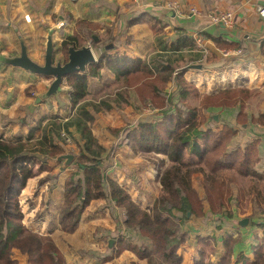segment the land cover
I'll use <instances>...</instances> for the list:
<instances>
[{
	"label": "trees",
	"instance_id": "16d2710c",
	"mask_svg": "<svg viewBox=\"0 0 264 264\" xmlns=\"http://www.w3.org/2000/svg\"><path fill=\"white\" fill-rule=\"evenodd\" d=\"M126 24L128 27L146 24L161 40H156L161 53L178 52L180 55L171 61L168 55L161 54L154 61L103 52L85 73L68 76L66 85L73 114L65 121L53 118L38 139L33 140V154L42 158L25 150V143L32 141V133L25 141L15 142L0 136V264H18L13 251L24 257L26 264H65L50 236L34 232L21 223L19 197L27 182L37 174L44 175L38 180L39 186L46 184L49 190L55 188L56 177L48 162L63 155L58 143L61 140L65 143L63 136H70V129L77 137H73V160L67 167L69 173L62 186L57 225L63 234H74L89 203L105 199L116 223L114 235L117 237L112 240V247L109 248L108 243L106 250L97 257L103 264L111 262L123 251H129L146 264H182L177 252L190 241V219L212 220L216 230L232 227L234 209L241 207L244 197L241 189L233 193L229 188L237 178L251 185L245 196L246 202L253 207V213L259 217L264 214V144L259 138H253L251 142L250 139H242V134L235 128L241 113L236 114V122L232 123L227 118L223 121L220 115V130L214 125L213 117L207 114L210 108L226 110L234 107L239 101L234 97L235 91L228 87L210 95L203 94L194 82L187 81L183 77L184 70L195 63L204 66V56L193 57L195 43L180 31L167 37L164 30L168 24L162 18L137 11ZM99 29L103 30L102 36L97 33ZM112 31L111 27L76 21L73 35L61 43L59 53L63 55V62L67 61L68 48L80 49L87 40L101 50L110 44L114 46L117 36H113ZM91 35L98 37L97 43L94 44ZM167 43H170L169 48ZM214 44L219 49L236 47L220 44L218 40H214ZM181 67L186 68L177 71ZM101 69L114 75L113 89L136 90L141 104H149L151 109L159 112L158 117H148L130 130L122 143L136 154L167 158V166L158 172L159 193L147 209L140 208L118 183L104 175L108 152L94 137L89 125L92 124V116L88 112H98L94 102L100 97H93L88 92V78L98 77ZM171 83L175 86L173 90L167 89ZM142 86L149 90L148 94L141 91ZM109 89L110 86L103 85L101 96ZM129 99V92H119L111 103L123 107L130 103ZM99 106L109 108L107 106L112 105L102 102ZM250 122L264 127V114L251 118ZM202 126L205 131L201 133L199 128ZM197 173L202 175V199L192 187V176ZM229 173H234L235 180L226 178ZM203 198L208 206L206 213ZM251 227L261 232V236L255 233L250 236L252 259L240 255L232 263L234 248L242 239L240 235L233 237L224 233L225 254L218 264H264V219L251 223ZM212 251V247L201 250L194 264H213L209 257Z\"/></svg>",
	"mask_w": 264,
	"mask_h": 264
},
{
	"label": "crops",
	"instance_id": "0c3cea01",
	"mask_svg": "<svg viewBox=\"0 0 264 264\" xmlns=\"http://www.w3.org/2000/svg\"><path fill=\"white\" fill-rule=\"evenodd\" d=\"M52 1V0H51ZM61 1L64 5L71 4L73 5L77 0L71 1V0H57ZM170 1L174 2L177 6V8L169 10L165 7V4ZM39 6V7H38ZM49 2H47L42 7L38 4H32L30 5L31 8H33L32 11L27 12L29 15L30 20L28 23L26 22V25H32V20L35 26L37 27V31L43 32V30H47V25H41L42 20L46 16V13L48 11ZM119 8H125L129 13L123 18L124 26H120L117 23V15H118V9ZM132 8V12H131ZM196 9L201 13L200 16H195L190 13V9ZM258 8H264V0H86L83 4V11L81 9L82 16H78V19L74 20L72 22V28L71 30H67L65 33H63L62 38L60 39V46L61 43L66 40L67 38L71 37L75 30V22L76 21H86L88 23H91L93 25L98 26H105V27H111L113 29L112 34L113 36H117L115 45L111 46L107 45L104 47V49H100L98 47H94V45L91 43L90 40H87L86 45L90 44L92 48L96 51L95 53L92 51V54L95 58V63L99 59V57L102 55V53H106V55H118V56H127L131 59H148V60H154L156 59V56L168 55L167 58H169L171 61L176 60L178 55L180 53L178 52H168L166 54L161 53L159 50L160 46L158 44V41H161L157 39L152 32L150 31L149 27L146 24H138L131 27H128L126 22L127 20L132 16L134 12H141L145 13L146 15L150 16L153 15L154 17L162 18V21L166 22L168 26L165 28L164 33L167 37L173 36V33L175 31H180L182 35L185 37L191 39L195 43V38L197 36L202 37L203 39V49L197 48L196 44L195 47L196 51L193 52V57H197L199 55H203V68L201 67L200 70H194L191 68H188L184 70L183 77L187 81L194 82V85L197 87L198 91L203 94H213L215 93L220 86H224L230 83H225L226 79L233 78L234 79V85H240L246 89H253L255 87H258V89L264 88V21L261 20V18L258 15ZM50 9V7H49ZM55 9V7L52 8V11ZM124 9V10H125ZM30 10V9H29ZM114 13L115 17L112 22L109 25L100 23L99 19L103 17H107L109 14L112 15ZM208 12H215V13H225L228 12L232 15L231 25L229 27L225 26H213L211 25L208 20L206 19V15ZM61 13V12H60ZM117 14V15H116ZM25 15V14H23ZM81 17V18H80ZM126 17L128 19L126 20ZM62 16L58 17V24L62 26ZM68 21V20H67ZM57 24V25H58ZM68 24V23H66ZM65 24V25H66ZM59 26V25H58ZM70 27V26H69ZM43 29V30H41ZM28 36L27 39L31 42H35L37 39L35 33V30L33 28L28 27ZM60 32H62V29H60ZM99 36L103 35V30L99 29L97 31ZM144 34V36H142ZM51 37V41L53 42L54 39V33L52 30L46 31V36L44 40H47V37ZM94 39V44L98 42V37L96 35H91ZM214 40H218L220 44H232L236 45V47L229 48V49H219L215 46ZM38 41V40H37ZM90 41V42H89ZM166 44V43H165ZM54 45V43H52ZM111 46V48H108ZM168 48L170 47V43H167ZM46 49V48H45ZM242 50V55L237 56H230L229 58H223V53L226 51H237ZM45 53V50H44ZM20 54V50H19ZM27 54H29L27 50ZM197 55V56H196ZM5 57H0V73L6 72L9 73L7 79H5V75L1 74L0 78H3L7 83H11L14 81V76H17L22 80V82L19 84V86L14 89L18 92H13V90L9 87L6 89H3L5 91V98L2 102V105L4 108H6V111L1 113L2 115L7 114L9 112V109L6 104H9L11 106L10 109L12 110V103L15 102L16 107L24 106L28 108H31V116L29 115L28 120L26 124H23L22 118L23 113L20 117L19 125L17 130H12L13 127H6L4 126L3 129L0 128V136L4 139L11 140L12 142L21 140L25 141L26 137L31 134V140H36L40 136L42 130L50 124L51 120L53 118H59L63 119L64 121L69 117L72 116L73 111L71 110L70 103H69V90L66 85V79L62 83L59 92L55 96H51L40 103L37 104L36 100L38 98H34V102L30 103V99H28L25 95V92L23 94V90L29 86L35 87L34 85H38L42 87L37 88V91H41L39 93V98L42 96V93L48 89V83L52 79L37 76L28 72H25L21 69L13 68L10 66L5 65L1 60ZM201 59V58H200ZM156 61V60H154ZM228 62V64H227ZM197 64V63H195ZM229 65V66H225ZM233 65V66H230ZM199 66V65H195ZM89 66H87L88 68ZM86 68V70H87ZM225 70L224 76L225 78L223 83H220L219 78H216L215 83L214 80H210L214 74H216V71L221 74V71L223 72ZM205 78H210V82L208 84H202V80ZM232 79V80H233ZM94 82V91H91V84ZM113 84H114V75L111 74L106 69L100 70V75L96 78H88V92L93 97L101 96V93L103 91V85L110 86L111 89L109 91H113ZM213 85V88L211 89ZM9 90H12L9 92ZM44 95V94H43ZM133 98V94L130 95ZM25 97V98H24ZM62 102V107H58L57 104ZM64 102V103H63ZM136 103V102H135ZM23 107V108H24ZM103 107V108H102ZM109 108H106L105 106H99L100 109H105L104 115L98 114L101 117L110 115V116H116L117 120H120V125L123 126L120 128H102L103 133L97 137L93 131L97 129V124L99 122L97 121V117L95 116V112L92 110H89L88 112L92 116V124H89L91 127V131L96 136L98 141L102 144H105L104 148L107 146H110L112 148L113 153L115 156H112L114 166L110 167L109 170L106 172L107 177L109 179H112L116 183H118L131 197V199L142 209L149 208L154 200L157 198V195L159 193V182H158V172L162 171L167 166V158L164 156H156L154 158H149L152 161V165L145 166L143 170L132 169L127 165L128 162L130 163H141L143 161L144 156L134 153L128 146L126 145H116L112 146L114 143L111 137H109L106 133H110L114 137V133L117 131H114L116 129L123 130V127L131 126L130 124H133L128 132L130 130L134 129V126L138 127L140 123L144 121L146 117H141V119L137 121H129L127 124L125 117H122L123 119H120L119 113H124L125 111L128 112H136L134 105L129 103L128 105H124L122 109H116L112 106H107ZM68 111V112H67ZM117 111V112H116ZM94 113V114H93ZM98 113V112H96ZM126 115V114H125ZM42 120L40 126H38L39 122ZM218 123L214 124L217 126V130L221 129V125H217ZM135 127V128H136ZM216 129H214V132H217ZM111 131V132H109ZM199 131L202 133L205 131V127L202 126L199 128ZM128 132L125 136L128 135ZM70 136L73 138H76V134L72 129H70ZM252 137H243L242 139L247 141L246 139H250V142L253 140V138H262L264 137V133H261L259 131L255 133H251ZM101 138V140H100ZM116 138V137H114ZM34 142V141H33ZM59 146H61V143L59 142ZM74 146L69 149L70 151H73ZM67 154V153H66ZM120 154H123L124 157H122ZM126 161L125 163L122 161ZM141 161V162H140ZM125 165L124 166L122 165ZM154 165H157V168H154ZM50 166V164H48ZM66 166V165H65ZM118 166V167H117ZM67 169V168H66ZM55 172V168L53 167V173ZM69 171H66L64 174L62 181L60 183H57L55 189L51 192V196L49 199L45 197L48 200L49 206L52 205L51 208L45 207L42 204L40 205V199L41 196L39 195L38 201H35V204L37 205H31V213L33 214V218H36L37 220L35 222H32V225H38L42 222L41 226H46L43 232H46V235H50L52 229L54 228V231H58L57 226V214L58 209L61 205L62 201V186L64 179L68 175ZM195 176V175H194ZM201 177L200 175H198ZM35 177L27 182L28 189L33 190V188H36L35 191V197H37L38 192L40 190H37L36 183L33 185L32 182L34 180L40 178ZM202 180V179H201ZM145 182L146 187L149 186H155L158 190L156 191L155 195H149L145 191V196L142 199L135 200L134 199V190L137 187L139 189V185L137 186L138 182ZM193 178H192V187L193 186ZM31 187V188H30ZM148 189V188H146ZM195 189V188H194ZM197 190V189H195ZM199 191V190H198ZM200 197V195L198 194ZM57 197L60 200V203L56 204ZM201 198V197H200ZM94 203V202H93ZM91 204V208L95 206V210L92 213V217L94 219L100 220L103 219L106 221L105 218V211H100L99 207L101 206V203H94ZM96 204H100L99 206H96ZM40 205V206H39ZM205 206V204H203ZM34 208L38 209V212H34ZM207 208V209H206ZM234 209V208H233ZM51 211H53L56 216L52 218L53 225L50 226L49 222L44 223L45 219H47L48 215L51 214ZM88 212V210L84 211ZM95 212V213H94ZM208 212V207H204V213ZM87 215V214H86ZM45 216V217H44ZM86 218V217H85ZM236 218V217H235ZM234 218V219H235ZM201 219H198V221L194 222L196 224L195 226H190L189 230V236L190 241L187 245L182 246L178 250L179 256L182 258V264H194L195 261L199 259L200 251L209 247H212L213 251L210 256V262L213 264H218L220 259L224 256L225 251L223 249V235L224 233L232 235L233 237H236L237 235L241 236L242 242H240L235 248L233 252L232 257V263L236 262V258L240 255H242L244 258L251 260L253 257V252L251 248V242H247L251 237V235L254 233H250L249 237H244L242 234V230L238 229L235 234H231L230 232H227L228 229H222V230H215L213 229L212 233H199V230L196 228H201L203 226H206V224H202L200 222ZM34 221V219H33ZM190 223V222H189ZM201 225H200V224ZM212 225V224H211ZM232 227L233 222H232ZM35 231V230H34ZM223 231V233L221 232ZM37 232V230L35 231ZM221 233L220 236L216 235L215 233ZM41 233V232H39ZM61 235L60 232H58ZM257 234V233H255ZM56 235V236H57ZM73 235V234H72ZM74 235H76L74 233ZM259 236V234H257ZM63 236V235H62ZM52 237V236H51ZM240 239V241H241ZM59 250V249H58ZM130 254V257H134L132 253L129 251H123L118 257L117 260L114 258L111 262L106 264H124L125 258L122 257ZM250 254V255H249ZM22 257V256H21ZM24 260V263L26 264V260L24 257H22ZM119 258L122 260L118 261ZM136 260V258L134 257ZM137 261V260H136ZM21 262V261H20ZM115 262V263H114ZM135 262V261H134ZM140 264H145L144 261H138ZM101 264V263H100Z\"/></svg>",
	"mask_w": 264,
	"mask_h": 264
},
{
	"label": "rangeland",
	"instance_id": "374dc122",
	"mask_svg": "<svg viewBox=\"0 0 264 264\" xmlns=\"http://www.w3.org/2000/svg\"><path fill=\"white\" fill-rule=\"evenodd\" d=\"M86 0H77L73 5L71 4H67L64 5L61 1H57V0H0V57H5V58H16L19 56V50H20V45H19V41L21 40L23 45L26 48V52L28 50L29 54L28 57L31 61H33L35 64L37 65H43V57H44V50L46 48V40H44L45 36H46V31L47 30H52L54 33V39L52 43H54L53 45V50H54V64H56L57 62L60 63H64L63 62V55L61 53H59V42L60 39L63 36V33H65L67 30H71L72 28V22H74V20L78 19V16H82L81 13V9L83 11V4L85 3ZM108 1V0H107ZM47 2H49V6H48V11L46 13V16L44 17V19L42 20V24L41 25H47L48 29L45 31L43 29V32H38L37 31V27L35 26V24L33 23L32 20V25H26V22L28 23V21L30 20L29 15L27 12H30L33 10V8L30 7V5L32 4H38L41 7L43 5H45ZM39 7V6H38ZM50 7V9H49ZM55 7V9L52 11V8ZM30 9V10H29ZM125 8H119L118 9V17H117V23L118 25L120 24V26H124V22H123V18L129 13ZM61 12V13H60ZM131 12H132V8H131ZM112 13V12H111ZM25 14V15H23ZM132 15V14H131ZM62 16V26L60 25V23L58 24V17ZM80 17V18H81ZM112 17L114 19L115 15L114 13L109 14L107 17H103L101 19H99L100 23L109 25L111 24ZM128 19V17H126V20ZM68 20V21H67ZM31 21V20H30ZM68 23V24H66ZM59 26H58V25ZM66 24V25H65ZM70 26V27H69ZM28 27L29 28H33V30H35V35H36V40L35 42H31L30 40L27 39L28 36ZM60 29H62V32H60ZM142 36H144V34H142ZM52 40V39H51ZM90 42V41H89ZM83 47H89L91 49V51H93L94 53L96 52L94 50V48H92V46L90 44L85 45ZM202 49H203V44H202ZM237 55H242V50H237V51H226L225 53H223V58H229L230 56H237ZM67 60V55H66V59ZM228 64V62H227ZM195 65H199L203 68L202 65L200 64H193L192 66ZM182 66V65H180ZM225 66H229V65H225ZM233 66V65H230ZM186 67H181L179 69H177V71H180V69H184ZM225 70H223V72L221 71V74L218 73V71H216V74H214V76L205 80V78L202 80L201 85L204 83L205 85L208 83H211L210 80H214L215 83L216 82V78L221 79L222 76H224L225 74ZM5 75V79H7L9 73L6 72H2L0 73ZM210 79V80H209ZM224 77L223 80L224 81ZM233 78H228L226 79L225 83H230L231 85L227 84L224 86H220L219 89L223 90L225 88H230L233 89L232 91H235L233 94L235 95L234 97L238 98L239 101L238 103L236 102V105L234 107H229L226 110H222V109H213L210 108L207 112L208 115H210L211 117L216 116L217 117V123L219 120V116L221 115L224 119H222L223 121L227 119V121L229 122H233L235 121V116L237 113H241L240 116L238 117L239 122H237L238 124L235 125V128L237 129V131L239 130L240 134H242V138L243 137H252L251 133H255L257 131L264 133V127L261 126H257L255 124H252L250 122L251 118H255L257 117V115L260 114H264V88L262 89H258V87H255L251 90L244 88L240 85H234V79ZM22 82V80L20 78H18L17 76H14V81L11 83H7V81H5L3 78H0V128L3 129L4 126L6 127H13L12 130H17L18 129V125L20 124V117L22 118V123L26 124L27 122H29L28 117L29 115L31 116V108L26 107H16L15 102L12 103V110L10 109L11 105L6 104L8 106L7 109H9V112L7 114L2 115L1 113H3L4 111H6V108L3 107L2 102L5 98L4 94L5 91L3 89H6L7 87L11 88L13 90V92H18L14 89H16L19 84ZM51 80L48 83V86H50L51 84ZM131 82V80H130ZM129 82V83H130ZM221 83V82H220ZM224 83V82H222ZM35 87L39 88L42 87L38 86L37 84L34 85ZM94 82L91 84V91H94ZM37 88L35 89L34 87H27L23 90V94L25 92V95L28 94V96H26L28 99H30V103H32V101L34 100V98H39V91H37ZM173 88H175L174 84H170L167 89H171L173 90ZM213 88V85L211 87V89ZM41 89V88H39ZM135 89H137V87H135ZM214 89V88H213ZM12 90H9V92H11ZM47 91V90H46ZM42 93L45 94V92ZM144 92V94H148L149 90L142 86V90ZM121 92V93H128L129 92V96L131 94H133V98L130 96L131 99H129L130 103L134 105V108L136 110V112L134 113H130L128 111H125V114L119 113L117 112V114L119 115L120 119H123L122 117H125L124 119L126 120V123L129 124V121H137L139 119H141V117H146L145 119H147L148 117L151 118H156L159 115V112L157 111V109H151L149 104H141L139 102V95L137 93L136 90L130 89L127 91H120L119 89L115 88L113 89V91L107 92L106 94L98 97V99H96V101L94 102L96 105V108H98V113L95 112V116L97 117V121L99 122V124H97V129H95L93 131V133L99 137V135L101 133H103V129L105 127H110V128H120L123 125H120V120L116 119L117 115L114 116H110V115H106L101 117L100 115L98 116V114L104 115V111L105 109H99V105L102 102H108L112 105V107L116 108V109H122V105L119 107H116L115 104L111 103L112 100H115L116 95ZM103 93V91H102ZM25 98V97H24ZM175 99V97H174ZM175 101V100H173ZM34 102V101H33ZM136 102V103H135ZM64 103V102H63ZM34 104V103H32ZM58 107H62V102L59 101V103L57 104ZM103 108V107H102ZM68 112V111H67ZM23 113V116H21ZM94 114V113H93ZM144 119V120H145ZM222 121V122H223ZM216 124V121H214ZM236 122V121H235ZM219 125H221L220 123H218ZM217 124V125H218ZM131 126L133 124H130ZM131 126L128 127H123V130H114L117 131L116 133H114V138L110 133H108L106 131L107 134H109L108 136L111 137L113 140V144L112 146L115 144L119 145L121 143L124 142V138L126 133L128 132L129 128ZM222 126V125H221ZM136 126H134L135 129ZM219 129V128H218ZM111 132V131H109ZM93 134V135H94ZM66 135V134H65ZM96 136H94L96 138ZM65 143L63 140L60 141L61 146H59L62 151L64 152L63 155H72L73 153L72 151H70L69 149H71L72 146H74L73 144V138L71 136H63ZM97 139V138H96ZM98 140V139H97ZM101 140V138H100ZM262 144H264V137L259 139ZM99 142V141H98ZM100 145H102L99 142ZM33 140L29 143H25V150L29 153L32 154L38 158H42L41 155L39 154H33ZM59 145V143H58ZM104 146H106L105 144H103ZM103 146V147H104ZM262 147H264V145H262ZM39 148H37L36 150H38ZM106 151L108 152L107 155V159L105 161L104 167H103V171H104V175H107V171L109 170L110 167L114 166V160L112 158V156H115V154L113 153L114 151H112V148L110 146H107ZM67 153V154H66ZM61 155V156H63ZM122 157H124L123 154H120ZM60 157V156H59ZM143 161L141 163H130L128 162L127 165H129V167H131L132 169H134L136 167V169H140L143 170V168L145 166H150L152 165V161L149 158H154L151 156H144ZM124 163L126 161L122 160ZM48 164H50L51 167L55 168V172L53 173V175H55L56 177V185L57 183H60L63 179V177L65 176L64 174L66 173V171H68L66 168L69 166H65V160H62L61 162L57 163L56 160L55 161H49ZM125 168V165L122 164ZM118 167V166H117ZM154 168H157V165H154ZM42 175V174H41ZM41 175H38L36 177H39ZM195 175V176H194ZM192 176L193 178V186L195 189H197V193L200 195V199H202L203 197V190H202V176L201 174L197 173L194 174ZM198 175H200L201 177H199ZM44 176V175H43ZM42 176V177H43ZM41 178V177H40ZM36 179L34 180L33 185L36 183L37 190H40L38 192L37 197H35V191L36 188H33L32 191H30L31 189H28L27 184L25 186V188L21 191L20 193V206H21V213H22V220L21 223L25 226L28 227L30 230H37V232H41L40 234L46 235V232H43L44 229H46V226H41L42 222L39 223L38 225H32V222H35L37 219L33 218V214L30 215L32 209H31V205H37L35 204V201H38V197L39 195L41 196L40 199V205L42 204L45 207H49L51 208L52 205L48 203V200L45 198L47 197L49 199V197L51 196V192L53 190H49L48 185H42L39 186L38 185V180L40 179ZM227 179H231V180H235V175L234 173H229L226 175ZM139 185V189L136 187L134 190V199L135 200H139L142 199L145 196V191L147 193H149V195H155L156 191L158 190L155 186H149L146 187L145 182H138L137 186ZM251 185L248 186V184L246 183V180L244 179H240L237 178V181L235 184L231 185L230 190L233 193H236L238 191V188L242 190V192H244V197L242 199L243 203L241 205V207L237 206V209H234L235 212V219L233 220V226L234 227H223L222 229H228L227 232H230L231 234H235L237 232L238 229L242 230V234L244 235V237H249V234L252 233H257L259 234V236H261V232L259 230H256V228L251 227L250 225L255 224L256 222L264 219V214L260 215L261 217H259L258 214L253 213V207L251 206V204L249 202H246V192L247 190L250 188ZM56 187V186H55ZM31 188V187H30ZM148 188V189H146ZM193 188V189H194ZM237 188V189H236ZM35 189V191H34ZM199 190V191H198ZM57 202L55 201V203L57 204L58 201L60 203L59 198L57 197ZM101 203V206L99 207L100 211H105V218L106 221L103 219L97 220L94 219L92 217V213L95 210V206L91 208V204L92 203ZM93 203V204H94ZM203 204H205L204 207H208L207 206V202L204 200L203 198ZM39 205V206H40ZM100 204H96V206H99ZM207 209V208H206ZM88 210V212H85V214H83L81 222L75 232L76 235H66L63 234L61 231L56 230V232L54 231V228L51 230L52 232L49 233L51 239L53 240V244L59 249L60 253L63 255L64 258V263L65 264H100L101 262L97 260V257H99V255L101 253H103L106 250V247L108 245V243L110 241H112L113 239H116L117 236L114 235V231H115V226L116 223L113 219V216L111 215L110 211H109V207L107 206V201L105 199H97V200H93L92 202L89 203V205L87 206V208L85 209V211ZM38 212L37 208H34V212ZM95 213V212H94ZM87 214V215H86ZM56 214L51 211V214L48 215L47 219H45L44 223H48L49 225L52 226L53 225V221L52 218L55 217ZM45 217V216H44ZM86 217V218H85ZM262 218V219H261ZM34 219V221H33ZM120 221H123V217L119 216ZM248 220V224L244 227H241L238 225L239 222L243 221V220ZM258 220V221H257ZM198 220H194V219H190L189 220V228L190 226H195L196 224H194V222H196ZM200 222L202 224H206V226H202L201 228H196L197 230H199V233H212L213 229H215V225L214 222L212 220H206V219H201ZM212 224V225H211ZM58 226V225H57ZM221 229V230H222ZM190 230V229H189ZM216 230V229H215ZM34 231V232H35ZM217 231V230H216ZM58 232L61 233V235H57L59 234ZM223 233V231H221ZM216 235L220 236L221 233L217 232L215 233ZM57 235V236H56ZM63 235V236H62ZM247 242H252L251 238L247 241ZM209 248H206L205 250H208ZM250 255V254H249ZM134 256V255H133ZM122 257L125 258V261L123 262L124 264H140L138 262V260L136 261L134 259V257H130V254H127L125 256L122 255ZM13 258L15 260L18 261V264H25L23 258L21 257V255L17 252V251H13ZM117 260V257L115 258ZM122 260L121 258H119L118 261ZM21 261V262H20ZM135 261V262H134ZM115 263V262H114ZM103 264V263H101ZM111 264V263H110ZM146 264V263H145Z\"/></svg>",
	"mask_w": 264,
	"mask_h": 264
},
{
	"label": "water",
	"instance_id": "95a60500",
	"mask_svg": "<svg viewBox=\"0 0 264 264\" xmlns=\"http://www.w3.org/2000/svg\"><path fill=\"white\" fill-rule=\"evenodd\" d=\"M20 54L16 58H4L1 61L10 67L21 69L25 72L46 77L52 79L50 86L44 95L36 100L37 104L41 101L55 96L64 82V80L73 74H83L86 71L87 66L95 63V58L89 47H82L80 49H74L72 47L67 50V61L65 63L57 62L54 64V50L51 41V37L48 36L46 40V49L43 57V65H37L31 61L27 55L26 48L22 41H19ZM111 48V46L107 47ZM191 69L200 70L201 66H191ZM214 121L217 122V117H213ZM65 160V165L68 166L73 160L72 155H63L56 159L59 163ZM189 216V214L187 215ZM248 224V220H243L238 223L239 226L244 227ZM113 245V241L109 242V248Z\"/></svg>",
	"mask_w": 264,
	"mask_h": 264
},
{
	"label": "built area",
	"instance_id": "2783aa9c",
	"mask_svg": "<svg viewBox=\"0 0 264 264\" xmlns=\"http://www.w3.org/2000/svg\"><path fill=\"white\" fill-rule=\"evenodd\" d=\"M165 7L168 8L169 10L177 8L176 4L174 2L168 1L165 4ZM259 17L261 18L262 21H264V8H258L257 10ZM190 13L195 15V16H200L201 13L197 11L196 9H190ZM206 19L208 22L213 25V26H225L229 27L231 25V20H232V15L228 12L225 13H215V12H208L206 15ZM195 44L197 48L202 49V44H203V39L202 37L197 36L195 38ZM223 79H219L221 82Z\"/></svg>",
	"mask_w": 264,
	"mask_h": 264
}]
</instances>
